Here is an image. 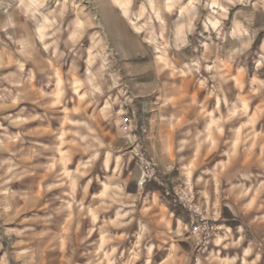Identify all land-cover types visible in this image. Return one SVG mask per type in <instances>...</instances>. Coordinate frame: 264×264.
<instances>
[{"label":"clouds","instance_id":"clouds-1","mask_svg":"<svg viewBox=\"0 0 264 264\" xmlns=\"http://www.w3.org/2000/svg\"><path fill=\"white\" fill-rule=\"evenodd\" d=\"M253 106L264 0H0V264H264Z\"/></svg>","mask_w":264,"mask_h":264},{"label":"rangeland","instance_id":"rangeland-1","mask_svg":"<svg viewBox=\"0 0 264 264\" xmlns=\"http://www.w3.org/2000/svg\"><path fill=\"white\" fill-rule=\"evenodd\" d=\"M121 2H124V0H121ZM253 111L256 112V117H255V120H256V126L258 128L260 127H264V112H259L255 109V106H253ZM209 159H212V157H209ZM217 159H226V158H223V157H217Z\"/></svg>","mask_w":264,"mask_h":264}]
</instances>
